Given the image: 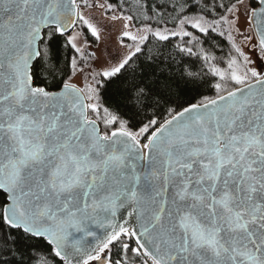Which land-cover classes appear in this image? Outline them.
<instances>
[{
	"label": "snow or ice",
	"instance_id": "1",
	"mask_svg": "<svg viewBox=\"0 0 264 264\" xmlns=\"http://www.w3.org/2000/svg\"><path fill=\"white\" fill-rule=\"evenodd\" d=\"M0 264H264V0H0Z\"/></svg>",
	"mask_w": 264,
	"mask_h": 264
}]
</instances>
